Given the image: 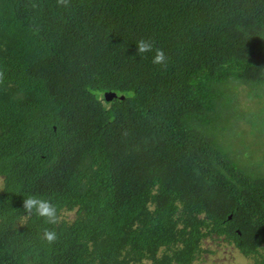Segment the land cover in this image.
Wrapping results in <instances>:
<instances>
[{"label":"trees","instance_id":"1","mask_svg":"<svg viewBox=\"0 0 264 264\" xmlns=\"http://www.w3.org/2000/svg\"><path fill=\"white\" fill-rule=\"evenodd\" d=\"M245 130L264 144V0H0V264H197L210 243L264 264Z\"/></svg>","mask_w":264,"mask_h":264},{"label":"rangeland","instance_id":"2","mask_svg":"<svg viewBox=\"0 0 264 264\" xmlns=\"http://www.w3.org/2000/svg\"><path fill=\"white\" fill-rule=\"evenodd\" d=\"M241 128L242 127H237L235 129V132H237L238 129H240L241 131ZM245 131L246 132L245 133L243 132L244 134L241 133V135L243 136V139L245 140V142L248 141V143H246V146H248L249 148H243L244 149L243 150L239 147L240 152L243 151L242 152L243 154L250 153V155L253 154V156H256V157L257 155L262 157V154H264V152L262 153V150H264V144L262 142L256 143L253 136L249 135V131L248 130H245ZM257 132H258L257 134L263 133L261 126L258 127ZM258 147L259 149H257ZM245 164H248V161H245ZM1 184L2 182L0 181V188L2 186ZM210 245L216 251V253L212 255L210 254L207 256L203 255L202 260L198 261L197 264H252L250 260L240 255L238 251H235L231 247H228V246L221 247V246H218L216 243H210Z\"/></svg>","mask_w":264,"mask_h":264},{"label":"clouds","instance_id":"3","mask_svg":"<svg viewBox=\"0 0 264 264\" xmlns=\"http://www.w3.org/2000/svg\"><path fill=\"white\" fill-rule=\"evenodd\" d=\"M152 49V43L148 40H139L136 43V51L139 53H144ZM165 56L160 49L155 50V55L152 57L153 64H162L165 61ZM23 205L27 210H34V212L40 216L44 217L49 223H55L58 219L57 209L51 204L47 199H41L35 196H28L23 201ZM44 239L49 243L56 239V233L52 231L44 232Z\"/></svg>","mask_w":264,"mask_h":264},{"label":"water","instance_id":"4","mask_svg":"<svg viewBox=\"0 0 264 264\" xmlns=\"http://www.w3.org/2000/svg\"><path fill=\"white\" fill-rule=\"evenodd\" d=\"M115 97H116L115 93L107 92V93L104 94V99L106 101H111Z\"/></svg>","mask_w":264,"mask_h":264}]
</instances>
